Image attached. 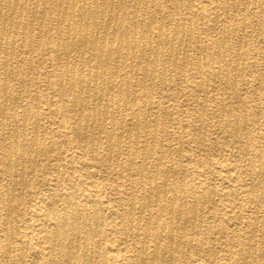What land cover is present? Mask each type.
Returning a JSON list of instances; mask_svg holds the SVG:
<instances>
[{
  "label": "rangeland",
  "instance_id": "374dc122",
  "mask_svg": "<svg viewBox=\"0 0 264 264\" xmlns=\"http://www.w3.org/2000/svg\"><path fill=\"white\" fill-rule=\"evenodd\" d=\"M24 1L31 3L20 0L21 8L25 7ZM135 1L126 3L125 14L130 10L128 4ZM138 1L142 10L137 20L153 16L154 32L146 34L143 40L151 49L156 29H162L172 39L177 22L183 32L179 30L173 50L165 47L161 51L159 56L164 57V62L157 66L147 57L148 51L144 56L143 52H136L133 73L127 66L116 69L111 65L108 71L115 74V79L109 97L119 104L91 102L90 108L96 113L105 110L109 118L91 119L88 126L80 123L79 110L73 107V94L66 86L71 78L63 76L57 62L62 48L49 43L57 35L66 38L65 26L48 32L41 26V10L32 18L30 5L22 15H14L22 24L14 37L16 45L2 47L0 54V60L8 63L6 69L0 66V198L8 193L12 196V209L7 206L11 214L0 204V264H34L33 253L38 249L45 260L48 258L49 222L44 209L52 203L61 210L57 197L67 192H72L79 202L76 212L82 219L80 231L92 235L85 243L87 253L77 252L67 264H152L153 243L160 249L155 264H264V204H257L248 195L259 179L261 166L256 162V154L261 152L264 156V0ZM199 18H203L201 23ZM129 22L125 20L124 25L132 32ZM226 30L230 31L227 38ZM29 36L42 44L35 47L27 42L23 48L19 46ZM68 56V61L78 69L94 70L98 64L97 58L87 64L74 53ZM217 56L223 58V64ZM146 69L154 71L155 76H145ZM83 86L82 94L86 96L87 85ZM79 124L81 129L76 134ZM13 142H17L16 146ZM10 146L16 147L11 163L5 152ZM22 146L26 147L25 154ZM164 180L171 184L183 181L186 185L177 202L185 209L177 222L180 247L172 255L162 252L169 251V241L165 236L158 239L155 229L158 207H145L141 200L147 184L161 188ZM159 195L165 198V194ZM6 213L10 214L8 224ZM168 221L165 215L162 223L167 229ZM143 225L151 231L147 240L143 237ZM8 238L10 247L6 248ZM76 243L83 244V240L78 238ZM141 246L146 249L144 255Z\"/></svg>",
  "mask_w": 264,
  "mask_h": 264
},
{
  "label": "bare ground",
  "instance_id": "6f19581e",
  "mask_svg": "<svg viewBox=\"0 0 264 264\" xmlns=\"http://www.w3.org/2000/svg\"><path fill=\"white\" fill-rule=\"evenodd\" d=\"M20 0H0V54L2 47L5 48V46H14L16 45L14 42V37L17 35L18 30L21 28V23L19 21H16L14 19V15L16 13L21 14L23 9L27 10L28 5H30V12L32 13V18L35 17L39 10H41L42 13V23L41 26L46 28L48 32H53L58 30L60 25L65 26V32H66V38H62L56 33V37H51L49 43L54 42L57 48H62V55L60 58H57V62L59 63V66L63 69V76L65 75L66 78H71V80L66 84L67 90L71 94H73V107L74 110L79 113V120L81 124H85L88 126L89 120L92 119V121L98 119V120H107L108 113L102 112L101 109L99 113H96L94 109L90 108L91 102L99 101V102H105V105H117L119 104V101L114 103L112 101V98L109 97V91L112 88L113 81L115 79V74H111L108 70L111 65H114L117 68L127 66L130 72H132L135 67L137 66V63L135 61V55L136 52H144L148 51L147 57L151 58L154 62V64H160L164 62V57H160L161 51L165 47H169L173 50V46L176 44L178 39V33L179 30L183 32V28L179 26L177 22L175 25V34L172 39H168L166 35L164 34V31L160 28L156 29V35L153 36L154 41V47L151 49L150 45L144 44V36L146 34H150L153 31V16L147 19L141 18V20H137L138 14L141 12L142 9H140V3L138 0L134 2V4H128L129 6V13L125 14L123 11L124 7L126 6V3L133 0H31L30 4L24 1L25 7L21 8L20 6ZM256 1V0H255ZM154 2V1H153ZM159 2V1H158ZM194 2V1H193ZM193 4V3H192ZM191 4V5H192ZM234 4V3H233ZM145 5V4H144ZM152 5V4H151ZM154 5V4H153ZM152 5V7H153ZM256 5V4H255ZM181 6V5H180ZM193 6V5H192ZM235 6V5H234ZM160 7V6H159ZM228 7V6H227ZM227 7H225L227 9ZM229 9V8H228ZM227 9V11H228ZM176 11V10H175ZM182 11V10H181ZM234 11V9H233ZM262 11V10H261ZM161 12V11H160ZM177 13V12H175ZM154 14V13H153ZM216 14V13H215ZM261 14V13H260ZM22 15V14H21ZM19 15V18L20 16ZM259 15V14H258ZM129 16V19H128ZM170 16V15H169ZM218 16V15H217ZM262 16V14H261ZM176 17V16H175ZM216 17V15H215ZM31 18V19H32ZM228 18V16H227ZM183 19V18H182ZM203 18H201L202 20ZM129 20V28L132 29V32H128V28L125 27L124 21ZM184 20V19H183ZM200 20V18H199ZM200 20V23H201ZM217 20V19H216ZM21 21V19H20ZM35 21V18H34ZM174 21V19H173ZM261 21V20H260ZM170 22V21H169ZM33 23V21H32ZM31 23V24H32ZM216 23V22H215ZM30 24V25H31ZM172 24V23H171ZM190 24V23H189ZM188 24V28H190ZM245 24V23H244ZM202 25V24H201ZM260 25V24H259ZM46 26V27H45ZM185 26V25H184ZM42 27H40L42 29ZM228 27V26H226ZM214 28V26H213ZM228 29V28H227ZM191 31V29H189ZM246 29H243V31ZM42 31V30H41ZM229 31V30H226ZM245 32V31H244ZM258 32V30H257ZM30 34V32H28ZM40 33V32H39ZM230 31L227 32L224 37L227 38ZM233 33V32H232ZM243 33V32H242ZM37 34V33H36ZM41 34V33H40ZM191 36V32L189 33ZM236 34V33H235ZM31 35V34H30ZM258 35V34H257ZM32 36V35H31ZM183 36V35H182ZM197 36V34H196ZM207 36V35H206ZM199 37V36H198ZM208 37V36H207ZM22 38V37H21ZM30 38V36H29ZM234 38V37H232ZM181 39H183L181 37ZM48 40V39H47ZM199 39H197L198 41ZM224 40V39H223ZM181 41V40H180ZM27 42H30L31 45H35V47H39L42 42L38 39H32L30 38L28 41L25 39H22L19 43V46L22 48L26 46ZM186 42V41H185ZM224 42V41H223ZM225 43V42H224ZM217 45V44H215ZM222 46V45H221ZM240 46V45H239ZM179 47V45H178ZM223 47V46H222ZM219 48V47H217ZM231 48V47H230ZM240 48V47H239ZM238 48V50H239ZM39 49V48H38ZM30 50V49H29ZM228 50V49H227ZM6 51V49H5ZM36 51V50H35ZM58 51V50H57ZM178 51V50H177ZM222 51V50H221ZM229 51V50H228ZM45 52V51H44ZM164 52V51H163ZM220 52V51H219ZM217 52V54L219 53ZM74 53L77 57L83 58L84 62L87 64L92 61L93 59L97 58L98 64L94 70H84V69H78L72 63L68 61V54ZM4 54V53H3ZM35 54V53H34ZM57 54V52H56ZM172 54V53H171ZM179 54V53H178ZM177 54V55H178ZM236 54V53H235ZM43 55V54H42ZM162 55V53H161ZM183 55V54H182ZM220 55V54H219ZM10 56V55H9ZM18 56V55H17ZM144 56V55H143ZM221 56V55H220ZM220 56L217 60L219 63L223 64V58L220 59ZM230 56V54H229ZM44 57V56H43ZM146 57V58H147ZM169 57V56H168ZM37 58V57H36ZM75 58V57H74ZM177 58V56H176ZM231 58V57H230ZM229 58V62H230ZM14 59V58H13ZM12 59V60H13ZM39 59V58H38ZM142 59V58H141ZM171 60L170 58H168ZM56 60V59H55ZM166 60V59H165ZM238 60V59H237ZM245 60V59H244ZM37 61V60H36ZM141 61V60H140ZM184 61V60H183ZM44 62V61H43ZM177 62V61H176ZM243 62V61H242ZM31 63V62H30ZM42 63V62H41ZM146 63V62H145ZM200 63V62H199ZM244 63V62H243ZM242 63V64H243ZM83 64V63H82ZM184 65V63H182ZM211 64V63H210ZM225 64V63H224ZM231 64V63H229ZM28 65V64H27ZM147 65V64H146ZM182 65V67H183ZM199 66V64H197ZM0 66L3 69H6L8 66L7 60L3 59L0 60ZM18 66V65H17ZM155 66V67H156ZM213 66V65H212ZM214 67V66H213ZM84 68V67H83ZM165 68V67H164ZM174 68V67H173ZM198 68V67H197ZM18 69V68H17ZM199 69V68H198ZM218 69V68H217ZM227 69V67H226ZM145 70V69H144ZM213 70V69H212ZM225 70V69H224ZM235 70V69H234ZM237 70V69H236ZM117 71V70H116ZM182 71V70H181ZM184 71V70H183ZM182 71V73H183ZM11 72V71H10ZM17 72V70H16ZM15 72V73H16ZM59 72V70H58ZM235 72V71H234ZM133 73V72H132ZM154 71L148 72V69H146V72L144 71L145 76H151L152 78L155 76ZM162 73V72H161ZM227 73V72H226ZM8 72H4V76H6ZM117 74V72H116ZM131 74V73H130ZM136 74V72L134 73ZM163 74V73H162ZM38 76V74H37ZM124 76V73H123ZM138 76V75H137ZM213 76V75H212ZM7 77V76H6ZM208 77V76H207ZM144 78V77H143ZM219 78V77H218ZM228 78V77H227ZM234 78V77H233ZM232 78V79H233ZM23 79V78H22ZM125 79V78H124ZM164 79V78H163ZM46 80V79H45ZM136 80V79H135ZM215 80V79H214ZM213 80V81H214ZM235 80V79H234ZM137 81V80H136ZM151 81V80H150ZM154 82V80H152ZM171 79H169L170 84ZM206 81V80H205ZM46 82V81H45ZM135 82V81H134ZM160 82V81H159ZM87 85V95L83 96L82 91L84 90L83 84ZM227 83V82H226ZM234 83V82H233ZM232 83V84H233ZM48 84V83H47ZM125 84V81H124ZM143 84V83H142ZM161 83H159L160 85ZM201 85V83L199 82ZM135 85V84H134ZM145 85V83H144ZM158 85V86H159ZM199 85V88H200ZM227 85V84H226ZM234 85V84H233ZM264 85V83H263ZM54 86H57L54 85ZM126 87V86H125ZM128 87V86H127ZM142 87V86H141ZM161 87V86H160ZM234 87V86H233ZM52 88V86H51ZM55 88V87H54ZM133 88V87H132ZM199 88L197 89L199 91ZM223 88V87H222ZM227 88V87H226ZM28 89V88H27ZM50 89V88H49ZM56 89V88H55ZM127 89V88H126ZM162 89V87H161ZM235 89V88H234ZM263 89V88H262ZM7 90V89H6ZM3 91V90H2ZM22 91V90H21ZM146 91V90H145ZM150 91V90H149ZM152 91V90H151ZM150 91V92H151ZM201 91V90H200ZM136 92V91H135ZM206 92V91H205ZM226 92V91H224ZM233 92V91H232ZM119 93V92H118ZM145 93V92H144ZM263 93V92H262ZM68 94V93H67ZM153 94V92H152ZM226 94V93H225ZM47 95V94H46ZM127 95V94H126ZM36 96V95H35ZM120 96V94H118ZM112 97V96H111ZM128 98V97H127ZM126 98V99H127ZM206 98V97H205ZM5 99V98H4ZM21 99V98H20ZM38 99V98H37ZM125 99V98H124ZM16 100V99H15ZM118 100V98H117ZM120 100V99H119ZM122 100V99H121ZM151 100V99H150ZM153 101V100H152ZM151 101V102H152ZM36 102V101H35ZM128 102V101H127ZM150 102V101H149ZM145 103V101H144ZM204 104V103H203ZM135 105V104H134ZM92 106V105H91ZM125 106V104L123 105ZM149 106V105H148ZM14 107V106H13ZM111 107V106H110ZM144 107V106H143ZM106 107H104L105 109ZM151 108V107H150ZM204 108V107H203ZM27 109V108H26ZM124 109V108H123ZM205 109V108H204ZM8 110V109H7ZM112 110V109H111ZM119 111V109H118ZM116 111V112H118ZM124 111V110H123ZM126 111V110H125ZM136 111V110H135ZM165 111V110H164ZM223 111V110H222ZM112 112V111H111ZM231 112V111H230ZM229 112V113H230ZM24 113V111H23ZM113 113V112H112ZM155 113V112H154ZM157 113V112H156ZM165 113V112H164ZM203 113V109H202ZM119 114V113H117ZM24 115V114H23ZM37 115V113H36ZM81 115H84L81 118ZM138 115V114H137ZM119 116V115H118ZM230 116V115H229ZM238 116V115H237ZM111 117V116H110ZM139 117V116H138ZM144 119L145 116L143 114ZM142 117V119H143ZM164 117V116H163ZM84 118V119H83ZM157 118V115H156ZM155 118V119H156ZM235 119V118H234ZM243 121H246L245 118H243ZM85 120V121H84ZM136 120V119H135ZM25 121V119H24ZM84 121V123H83ZM111 121V120H110ZM122 121V120H121ZM138 121V119H137ZM170 121V120H169ZM237 121V120H236ZM154 122V121H153ZM26 123V121L24 122ZM145 123V122H144ZM237 123V122H236ZM114 124V123H113ZM151 124V123H150ZM149 124V125H150ZM159 124V123H158ZM3 125V123H2ZM100 125V124H99ZM112 125V124H111ZM122 125V124H120ZM125 124H123L124 126ZM113 126V125H112ZM38 127V126H37ZM101 128V126H99ZM137 127V126H135ZM148 127V126H147ZM188 127V126H187ZM26 128V127H25ZM99 128V129H100ZM111 128V127H110ZM121 128V127H120ZM246 128V127H245ZM81 129V126L79 124V127L76 129V134L79 133V130ZM123 129V128H122ZM144 129V128H143ZM131 130V128H130ZM3 131V130H2ZM24 131V130H23ZM122 131V130H121ZM133 131V130H132ZM137 131V130H136ZM111 132V131H110ZM145 132V131H144ZM25 133V131H24ZM121 133V132H120ZM153 133V131L151 132ZM161 133V132H160ZM86 134V132H85ZM128 134V132H127ZM137 134V133H136ZM2 135V133H1ZM146 135V133H145ZM25 136V134H24ZM36 136V135H35ZM117 136V134H116ZM121 136V135H120ZM136 136V135H135ZM134 136V137H135ZM98 137V136H97ZM96 137V138H97ZM113 137V136H112ZM16 138H14L15 140ZM24 139V138H23ZM100 139V138H98ZM145 142L146 138L144 137ZM155 140V139H153ZM17 141V140H16ZM91 141V140H90ZM66 142V141H65ZM136 142V140H135ZM143 142V141H142ZM14 143V142H13ZM17 143V142H15ZM14 143V146L16 144ZM24 144V142H22ZM27 143V142H26ZM36 143V142H35ZM92 143V141H91ZM94 143V142H93ZM99 143V142H98ZM97 143V144H98ZM247 141L245 142L246 145ZM22 144V145H23ZM38 144V143H36ZM136 144V143H135ZM148 145V143H145ZM9 145V144H8ZM155 145V144H154ZM4 146V144H2ZM10 146L6 148V156L9 159V162L11 163L13 161V157L15 155L16 147ZM27 146V144H26ZM94 146V145H93ZM258 146V145H257ZM59 147V146H58ZM85 147V145H84ZM91 147V146H90ZM127 147V145H126ZM146 147V145H145ZM170 147V146H169ZM168 147V149H169ZM252 147V145H251ZM4 148V147H3ZM31 148V147H30ZM67 148V147H66ZM135 149V147H133ZM153 148V147H152ZM161 148V147H160ZM249 148V147H248ZM260 149V147H258ZM111 149V148H110ZM117 149V148H116ZM128 149V148H127ZM150 149V148H149ZM252 149V148H251ZM30 150V149H29ZM68 150V149H67ZM92 150V148H91ZM22 151L25 154L26 153V147L22 146ZM37 151V149H36ZM45 151V150H44ZM52 152V150H50ZM112 151V150H111ZM170 151V150H169ZM245 151V149H244ZM243 151V152H244ZM252 151V150H251ZM68 152V151H67ZM130 152V151H129ZM128 152V153H129ZM135 152V150H134ZM152 153V151H150ZM253 152V151H252ZM150 153V154H151ZM161 153V152H160ZM171 152H169L170 154ZM36 154V153H35ZM110 154V153H109ZM131 154V153H130ZM144 154V153H143ZM162 154V153H161ZM17 155V154H16ZM22 155V153H21ZM134 156V155H132ZM162 156V155H161ZM144 157V155H143ZM179 157V156H178ZM161 157H159L160 159ZM170 158V156H168ZM23 160V159H22ZM144 160V159H143ZM256 162L260 163V171H259V179L257 180V186L255 189H251L248 193V195L252 198L253 201L257 202V204H264V187L262 185V182L264 180V156L261 152L256 154ZM16 161V160H15ZM109 161V160H108ZM110 162V161H109ZM133 162V161H132ZM161 162V160L159 161ZM158 162V163H159ZM17 163V162H16ZM130 163V162H129ZM169 163V162H168ZM199 163V162H198ZM18 164V163H17ZM108 164V163H107ZM118 164V163H117ZM171 164V162H170ZM169 164V165H170ZM130 165V164H129ZM158 165V164H157ZM254 165V163H253ZM9 166H11L9 164ZM18 166V165H17ZM110 166V163H109ZM159 166H161L159 164ZM170 165L169 167H171ZM122 167V165H121ZM145 167V166H144ZM15 168V167H14ZM61 169V168H60ZM145 169V168H144ZM253 169V168H252ZM259 169V168H258ZM10 167L7 166L8 176L12 174L10 171ZM16 170V169H14ZM59 170V169H58ZM128 170V169H127ZM106 171V170H105ZM16 172V171H15ZM14 172V173H15ZM130 171L127 172V174ZM157 172V170H156ZM172 172L171 168L170 171ZM166 173H168L166 171ZM234 173V172H233ZM32 174V173H31ZM202 174V173H201ZM229 174V173H228ZM15 175V174H14ZM130 175V174H129ZM157 175V174H156ZM168 175V174H167ZM24 176V175H23ZM166 176V175H165ZM11 179V176H9ZM128 177V175H127ZM230 177V176H229ZM130 179V178H129ZM148 180V179H147ZM169 180V179H168ZM172 181V180H171ZM178 181V180H177ZM251 181V180H249ZM23 182V181H22ZM42 182V181H41ZM156 182V181H155ZM10 183V181H9ZM16 183V181H15ZM46 183V182H45ZM148 183V182H147ZM41 184V183H40ZM102 184V183H101ZM142 184V183H141ZM157 184V183H156ZM45 185V184H44ZM48 185V183H47ZM47 185L45 187H47ZM142 186V185H141ZM52 187V186H51ZM250 187V186H249ZM252 187V186H251ZM73 188V187H72ZM190 189V188H189ZM250 189V188H248ZM76 190V189H75ZM143 190V189H142ZM186 185L183 181H178L174 184L169 183L167 180H164L162 183L161 188H158L155 186V184H147L145 187V194L141 197L142 204L146 207L152 206L155 204L158 207V211H156V214L154 215V222H155V229H157V235L158 239L165 236L169 241V251L162 250L166 253H170L172 255L173 250L175 248H179L180 244L177 241V234L180 231L177 227V222L181 220L185 213V209L182 208V206L178 205V194L185 192ZM192 191V190H191ZM13 192V189H12ZM66 192V191H65ZM159 193L165 194V198L161 199ZM213 193V192H212ZM169 194V196L167 195ZM1 195V194H0ZM167 195V196H166ZM212 195V194H211ZM215 195V194H214ZM131 196V193H130ZM204 195H202L203 197ZM12 197V196H11ZM11 197L9 196V193L7 195L1 196L0 198V204L3 206V208L9 212V209H12L10 207ZM215 197V196H214ZM22 198V197H20ZM45 198V197H44ZM57 202H61V210H58L52 203L46 205L44 209L45 216L47 217V220L49 222V227L46 231V238L47 241L50 244L49 247V256L45 260L42 253H40L38 250H35L33 253V262L34 264H67L68 260L72 257V255H75L77 252L85 253L86 252V246L85 243H87L91 238L92 235L88 233L86 230L80 231L79 226H82V219L81 216L76 212L77 207L79 205V202L75 199L74 194L72 192H67L65 195H61L57 197ZM132 198V196H131ZM48 199V198H47ZM213 199V198H212ZM22 200V199H21ZM133 200V199H131ZM251 200V201H252ZM194 201V199H193ZM21 202V201H20ZM192 202V201H191ZM213 201H211L212 203ZM92 203V202H91ZM203 203V202H202ZM134 204V203H133ZM105 205V204H104ZM132 205V204H131ZM213 205V203H212ZM9 206V209L7 208ZM96 207V205H94ZM193 206V205H192ZM205 206V203H204ZM260 206V205H259ZM60 207V206H59ZM143 207V206H141ZM65 208L70 209V211L66 210ZM97 208V207H96ZM109 208V207H108ZM137 208V207H136ZM144 208V207H143ZM185 208V207H184ZM195 208V207H194ZM193 209V208H192ZM197 209V208H196ZM214 209V208H213ZM253 209V208H252ZM141 210V209H140ZM256 210V209H255ZM111 211V210H109ZM4 212V211H3ZM193 212V211H192ZM255 211L254 213H256ZM6 213L5 216V222L8 224L9 216L10 215ZM130 213L128 212V215ZM140 214V212H139ZM193 214V213H192ZM202 214V213H201ZM96 216V212L94 213ZM168 215L169 221L168 225L169 228H165V224L162 223V218ZM131 216V215H130ZM149 216V214H148ZM94 217V216H93ZM139 217H141L139 215ZM138 217V218H139ZM145 217V216H144ZM263 217V230H264V215ZM254 218V217H253ZM23 219V218H22ZM97 220V218H95ZM130 219V218H129ZM29 220V219H28ZM147 220H150L147 218ZM194 220V219H192ZM196 220V218H195ZM255 221L257 219H254ZM132 221H134L132 219ZM30 222V221H29ZM95 222V221H94ZM143 222V221H142ZM150 222V221H149ZM195 222V221H194ZM258 222V221H257ZM5 223V225H6ZM139 223V221H138ZM186 223V222H185ZM95 224V223H94ZM256 224V222H255ZM7 226V225H6ZM4 227V229L6 228ZM143 237L145 240H147L150 237L151 231L149 226L143 225ZM26 227V226H24ZM83 227V226H82ZM96 227V226H95ZM94 227V228H95ZM132 227V226H131ZM201 227V226H200ZM98 228V227H96ZM95 228V230H97ZM130 228V226H129ZM256 228V227H255ZM89 229V227H88ZM137 229V228H136ZM13 228L11 227L10 232H13ZM91 230V229H90ZM131 230V228L129 229ZM183 230V229H181ZM193 230V229H192ZM210 230V228H209ZM252 230V229H251ZM254 230V229H253ZM257 230V228H256ZM125 231V230H124ZM184 231V230H183ZM6 232V231H5ZM27 232V231H26ZM90 232V231H89ZM182 232V231H181ZM7 233V232H6ZM16 233V232H15ZM93 233L97 234L96 232ZM251 233V232H250ZM13 234V233H12ZM17 234V233H16ZM255 234V233H254ZM261 234V233H260ZM31 235V234H30ZM182 235V234H181ZM16 236V235H15ZM153 236V235H152ZM205 236V235H204ZM253 236V232L252 235ZM263 236V235H262ZM264 237V236H263ZM78 238H81L83 240V244H77L76 241ZM125 238V236H124ZM136 238V237H134ZM184 238V236L182 237ZM252 238V237H251ZM257 238V237H256ZM8 244L6 248H9L10 245V238H8ZM12 239V237H11ZM137 239V238H136ZM127 239H125L126 241ZM250 240V239H249ZM255 240V239H254ZM161 241V240H160ZM180 241V240H179ZM252 241V240H251ZM127 242V241H126ZM154 242V241H153ZM162 242V241H161ZM181 242V241H180ZM250 242V241H249ZM143 243V242H142ZM147 244L149 242H146ZM26 245V244H25ZM206 245V244H205ZM20 247V244H19ZM147 247V246H146ZM152 247V246H151ZM22 248V247H21ZM27 248V246H26ZM164 248V247H163ZM248 248V245H247ZM23 249V248H22ZM21 249V250H22ZM145 247L141 246L140 251L142 255H144ZM27 250V249H26ZM87 253V252H86ZM160 249L156 244L153 243V254H151V260L152 264H155V262L159 258ZM248 253V251H247ZM24 254V253H23ZM22 254V258H23ZM182 254V253H181ZM184 254V253H183ZM214 254V253H213ZM164 255V254H163ZM249 255V254H248ZM136 256V255H135ZM134 256V257H135ZM165 256V255H164ZM182 256V255H181ZM26 257V255H25ZM91 258V257H90ZM163 258V257H162ZM169 258V257H167ZM255 258V257H254ZM214 259V257H213ZM1 260V259H0ZM22 260V259H21ZM142 260V259H141ZM182 260V258H181ZM143 261V260H142ZM171 261V259H170ZM214 261V260H213ZM141 262V261H140ZM162 263V261H161ZM166 264V263H165Z\"/></svg>",
  "mask_w": 264,
  "mask_h": 264
}]
</instances>
